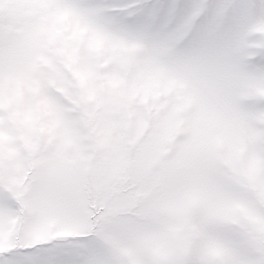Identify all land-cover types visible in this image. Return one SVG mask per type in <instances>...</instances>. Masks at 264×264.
<instances>
[{"label": "snow or ice", "instance_id": "6c2138e0", "mask_svg": "<svg viewBox=\"0 0 264 264\" xmlns=\"http://www.w3.org/2000/svg\"><path fill=\"white\" fill-rule=\"evenodd\" d=\"M0 264H264V0H0Z\"/></svg>", "mask_w": 264, "mask_h": 264}]
</instances>
